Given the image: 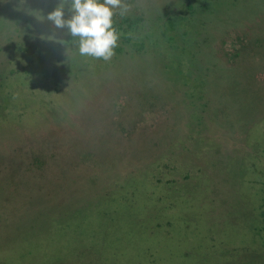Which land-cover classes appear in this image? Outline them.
I'll return each mask as SVG.
<instances>
[{"label":"rangeland","instance_id":"374dc122","mask_svg":"<svg viewBox=\"0 0 264 264\" xmlns=\"http://www.w3.org/2000/svg\"><path fill=\"white\" fill-rule=\"evenodd\" d=\"M125 2L105 62L0 0V264H264V0Z\"/></svg>","mask_w":264,"mask_h":264},{"label":"clouds","instance_id":"9594fccd","mask_svg":"<svg viewBox=\"0 0 264 264\" xmlns=\"http://www.w3.org/2000/svg\"><path fill=\"white\" fill-rule=\"evenodd\" d=\"M128 11L125 0H60L46 19L57 29H67L80 56L107 62L115 55L121 35L114 27V17Z\"/></svg>","mask_w":264,"mask_h":264},{"label":"trees","instance_id":"16d2710c","mask_svg":"<svg viewBox=\"0 0 264 264\" xmlns=\"http://www.w3.org/2000/svg\"><path fill=\"white\" fill-rule=\"evenodd\" d=\"M255 17H258V16H255ZM177 20H179V21H186V19H184V18H182V16H180V14H176V16H175V19H172V17L170 16V15H167L166 16V18L165 19H163L162 21H163V24H165L162 28H166L167 26H169V25H172V26H176V21ZM253 20V19H252ZM259 26H260V24H259ZM118 28H120V26L118 25ZM237 35V37L236 38H233L232 37V35H231V37H229V38H232V40H231V43H228L229 41L228 40H224L223 42H222V46L225 48V46L226 45H228V44H230V46H231V48H232V50L234 51L233 53H236V55L235 56H233L234 54L233 53H229L228 55H230V56H233V57H238L239 55H240V51H241V49L243 48V47H245V44L248 42L249 43V39L246 37L245 38V36H240V35H238V34H236ZM124 39V38H123ZM125 39L126 40H128V41H130L131 40V37H125ZM124 39V40H125ZM125 40V41H126ZM247 46V45H246ZM118 50V52L119 53H121V51H122V49H117ZM123 52V51H122ZM233 63V62H232ZM168 75H169V72H168ZM168 75H166V76H168ZM170 75H174L171 71H170ZM169 75V76H170ZM172 80H173V82H175V78H174V76H173V78H171ZM203 84H208V86L210 87L211 86V84H209V83H206V82H203ZM164 89H168V88H164ZM244 91H245V94L246 93H251V95H252V92H256L255 94H254V96H256V95H258V92L257 91H255L253 88H249V86H246L245 88H244ZM233 92H235V91H233ZM237 92V91H236ZM253 96V97H254ZM117 99V98H116ZM118 105V103L117 102H115L114 103V106H117ZM253 110V109H252ZM250 154H253V153H250ZM251 156H257V152L254 154V155H251ZM258 157V156H257ZM242 170V166H241V164H238V165H235V166H233V169H232V174L231 175H234L235 174V172H237V171H239V170ZM261 217L264 219V211L261 213Z\"/></svg>","mask_w":264,"mask_h":264}]
</instances>
